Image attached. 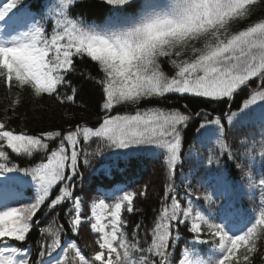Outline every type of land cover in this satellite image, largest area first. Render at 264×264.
<instances>
[{"label":"snow or ice","instance_id":"1","mask_svg":"<svg viewBox=\"0 0 264 264\" xmlns=\"http://www.w3.org/2000/svg\"><path fill=\"white\" fill-rule=\"evenodd\" d=\"M20 3L0 5V85L8 94L0 114V264H254L258 242H264V174L257 179L245 170L229 137L239 133V144L246 145L241 137L258 122L264 138V15H257L264 0H102L109 13L101 24L77 11L89 7L85 0H37L18 8ZM84 62L96 71L81 68ZM92 87L103 101L97 127L76 123L38 134L11 127L23 92L68 107ZM169 94L227 106L219 116L210 118L203 109L196 114L204 119L198 141L209 149L201 164L216 166L203 178L211 177V194L201 197L191 183L183 197L177 189L191 114L142 107ZM92 142L96 147L89 151ZM195 147L189 146L190 156ZM106 149L125 159L151 153L163 162L160 208L143 234L140 224L128 231L125 214L137 211L146 186L120 189L87 212L75 192L81 167ZM259 155L264 157V139ZM222 158L232 163L224 166ZM233 165L259 192L251 214L236 204L240 182ZM17 185L33 195L24 198ZM203 201L220 203L213 214ZM61 212L67 228L59 223ZM41 217L50 222L42 225ZM84 228L94 237L91 255L75 240L62 242L66 231L79 236ZM33 231L41 237L34 248Z\"/></svg>","mask_w":264,"mask_h":264},{"label":"trees","instance_id":"2","mask_svg":"<svg viewBox=\"0 0 264 264\" xmlns=\"http://www.w3.org/2000/svg\"><path fill=\"white\" fill-rule=\"evenodd\" d=\"M11 0H0V5L10 3ZM89 7L77 9L78 12L83 13V19L89 23L101 24L103 23L109 13V8L102 4V0H85ZM37 0H21L17 5L18 8L24 5H35ZM16 9H14L15 11ZM35 14V13H33ZM258 16L264 15V12H258ZM243 25H234L233 28L242 27ZM81 68H87L93 73L95 68L86 62L80 64ZM162 68L166 73L171 74V66L167 63L162 64ZM15 95V93H13ZM21 104L17 107L16 116L13 117L11 127L17 131H26L30 134H38L46 130H67L69 126H74L76 123H86L90 127H97L99 124V117L104 113L101 111L103 103L101 93L95 87L86 91L82 98L77 101L76 106H61L57 102L48 98H33L27 92L20 94ZM240 97L233 101V110L240 103ZM8 103V94L4 87L0 85V114L5 105ZM184 105H187L185 110ZM143 108L162 107V108H177L181 111H187L191 114L192 119L189 122L188 128L183 132L185 140L184 161L185 164L177 171L176 185L181 197L185 194V185L191 183L193 191L198 195L207 192L211 194L213 188L211 184V177L207 180L203 178L207 170H215V165L209 166L207 163L201 164V161H206L208 155V147H203L198 141L200 132L199 125L204 122L203 115H196L203 109L205 113L210 114L211 117L221 115L222 111H227V106L222 103L205 102L203 98H196L192 96H179L176 94H169L168 97L161 101H152L142 103ZM68 112L71 118L65 116ZM115 112V109H114ZM247 137H241L246 140V145L239 144V133H235L229 137V142L236 145L237 155L240 157V162L246 164V171L250 172L253 177L259 179L261 174H264V157L259 155L261 149L262 138L260 135L259 123L257 122L254 128H247ZM195 145V151L189 155V146ZM87 147V146H86ZM95 142L91 143L88 148L89 151L95 149ZM211 147V145H209ZM115 150H105L103 155L90 158V166H82L80 171L83 173V179L76 180L75 192L81 197L82 202H85L84 211H89V205L97 200L104 199L106 202L114 193L120 194L118 190L125 189L128 191L140 192L147 188L146 196H138L135 201L137 211L132 214H125L128 222V231L131 232L136 224L142 226L143 229L150 228L154 222L157 210L160 208L161 199L164 192V184L166 182L165 168L163 162L158 157L151 153H139L131 158H120L114 154ZM232 161H225L222 158V165L231 164ZM27 166V165H25ZM107 166L111 170V174H105L106 169L102 167ZM233 171L239 178L240 185L246 182V178L235 169ZM184 180L182 184L181 181ZM24 198L31 197L33 192L29 190L27 185L14 186ZM112 191V195H107L105 191ZM236 204L241 212L253 213L259 205L260 195L257 190L254 197H242L240 187L233 194ZM215 199V195L213 196ZM220 201L216 205H209L203 201L204 208L212 210L219 206ZM66 211V209H65ZM51 218L46 220L41 217L42 225H47ZM59 223H65L66 217L64 212H61L58 217ZM65 228L67 224L65 223ZM182 237H187V233L182 230ZM32 241L31 247L36 246V242L41 239L38 232L31 233ZM75 240L79 246L89 255L95 251L94 237L87 228L77 236L75 233L65 232L62 235V242ZM187 244H191L190 238L187 239ZM184 243L179 245L182 249ZM205 251L210 249V245L200 246ZM55 255V253H54ZM35 258V253H33ZM254 264H264V242H258V252L254 256Z\"/></svg>","mask_w":264,"mask_h":264}]
</instances>
